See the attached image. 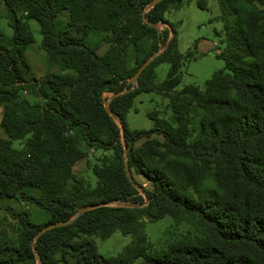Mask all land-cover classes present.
Instances as JSON below:
<instances>
[{
  "label": "trees",
  "instance_id": "trees-1",
  "mask_svg": "<svg viewBox=\"0 0 264 264\" xmlns=\"http://www.w3.org/2000/svg\"><path fill=\"white\" fill-rule=\"evenodd\" d=\"M2 1L13 33L0 27V124L7 133L0 137V198L30 201L48 220L38 224L27 211L6 206L21 228L18 242L0 232V264H38L37 254L40 264H264V0H219L226 45L218 56L226 65L204 88L181 89V68L193 51H180L177 28L165 13L183 0L150 8L151 0ZM197 3L208 8V0ZM63 10L68 17L59 33ZM31 20L39 22L50 66L41 77L30 75L25 57L35 40ZM92 34L101 40L89 43ZM102 41L110 46L100 54ZM167 42L139 85L110 101L115 120L104 93L130 88L139 66ZM162 62L171 68L157 82ZM141 92L169 97L171 117L153 110V128H131L126 117ZM153 134L161 135L158 145L138 144ZM14 140L23 146L14 147ZM82 142L113 152L93 165L94 186L74 171L87 155ZM125 146L133 178L149 183L135 179L144 194L126 172ZM146 199L137 207L90 209L34 239L44 225L70 220L83 205ZM165 216L188 229L169 232L156 247L144 221ZM117 230L132 241L115 256L99 253L95 236L106 239Z\"/></svg>",
  "mask_w": 264,
  "mask_h": 264
},
{
  "label": "rangeland",
  "instance_id": "rangeland-1",
  "mask_svg": "<svg viewBox=\"0 0 264 264\" xmlns=\"http://www.w3.org/2000/svg\"><path fill=\"white\" fill-rule=\"evenodd\" d=\"M221 4L219 0H208V8L202 9L198 6L197 0H183L181 7L172 8L165 13V17L170 20L177 28V37L179 49L183 54L189 50L193 51V57L185 59L182 66V81L177 86L181 89L185 85H196L204 88L206 81L211 78L216 70L223 69L226 65L225 60L218 54L225 48V32L223 22L220 18ZM68 17V11L63 10L57 17V32H62ZM166 26L160 23L159 28ZM0 27L8 35L13 33L12 27L8 24L7 9L2 0H0ZM30 28L34 36V42L26 49L25 57L31 65L30 75L41 77L49 66L47 52L42 48V34L39 22L30 21ZM101 35L92 34L87 41L94 44L101 40ZM109 43L104 41L97 49L98 53L103 54L108 48ZM164 45H160L163 49ZM159 49V50H160ZM152 55V54H151ZM150 55V56H151ZM171 68L169 62H162L156 68V81L161 82L166 77ZM53 70H59L58 66H53ZM132 78V77H131ZM129 79L131 84L133 81ZM28 94V93H25ZM112 93L105 92V97H110ZM170 99L167 96L156 92H141L135 98L134 107L127 114L128 125L133 129L153 128L154 122L148 116L153 110H158L160 116L170 118L172 115L169 106ZM2 117V106H0V122ZM0 137H7V133L0 124ZM161 135L153 134L149 137H143L138 144L143 145L152 143L158 145ZM13 146L21 148L23 141L14 140ZM83 148L87 155L75 163L74 171L77 175L83 176L86 181L94 186L97 183V176L94 174L92 167L95 163L107 162L113 155L112 150L97 148L95 146L88 147L82 142ZM131 174V172H130ZM134 181H140L145 187H149V183L139 175H135ZM136 179V180H135ZM12 206L16 211H27L30 219L38 224H42L48 220V213L40 206L26 200L11 196L0 198V232L13 241L18 242V232L21 228L20 221L11 216L6 206ZM148 235L149 240L156 247L166 244L169 240V232L180 233L187 231L188 227L184 224L176 225L171 216H165L157 221H144L143 226ZM131 234H124L120 230L115 231L110 237L102 239L95 236V241L99 253L106 257L115 256L124 250L125 246L132 241Z\"/></svg>",
  "mask_w": 264,
  "mask_h": 264
},
{
  "label": "water",
  "instance_id": "water-1",
  "mask_svg": "<svg viewBox=\"0 0 264 264\" xmlns=\"http://www.w3.org/2000/svg\"><path fill=\"white\" fill-rule=\"evenodd\" d=\"M159 1L161 0H151L147 7L150 8V7H153L156 3H158ZM145 20L147 22H149L151 25L155 26V27H159L160 25V22H151V21H148L146 18ZM168 42L166 43V45L164 46V48L167 46ZM163 48V49H164ZM163 49H160V50H157L155 51L151 56H149L138 68V70L136 71V73L132 76L131 80L133 81L132 83V86L130 88L128 87H125L124 89L118 91V92H115L113 93L109 98L105 99L104 100V105H105V108L107 110V112L117 121L120 122V117L119 115L110 108L109 104H110V101L113 99V97L115 96H118L119 94L121 93H124L128 90H131V89H134L136 86L139 85V77H140V74L143 72V70L152 62V60H154L162 51ZM121 125V128H122V134H123V139H124V130H123V125L122 123H120ZM125 165H126V172L128 174V176H130L131 180L133 181V184L136 188H138L141 193L144 194V188L139 185L137 182H135L132 177H131V174H130V169H129V166H128V154H127V147L125 146ZM148 201V199H146L145 202H131V201H127V200H117V201H114V202H101V203H92V204H86V205H83L81 206L75 213V215L68 221H62V222H52V223H49V224H46L44 225L39 231L38 233L35 235L34 239H36L39 235H41L44 231L48 230V229H51L53 227H57V226H61L63 224H65L66 222H69V221H72L73 219H75L76 217H78L79 215H81L82 213L90 210V209H93V208H96V207H99V206H102V205H109V204H115V205H121V206H127V207H137V206H142L144 205L146 202ZM35 252H36V249L34 248ZM37 254V253H36ZM37 258H38V264H40V258H39V255L37 254Z\"/></svg>",
  "mask_w": 264,
  "mask_h": 264
}]
</instances>
